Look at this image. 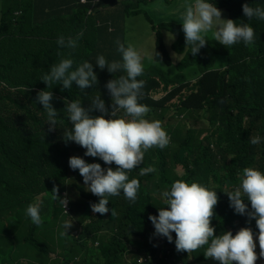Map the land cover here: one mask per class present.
Segmentation results:
<instances>
[{"label":"trees","instance_id":"trees-1","mask_svg":"<svg viewBox=\"0 0 264 264\" xmlns=\"http://www.w3.org/2000/svg\"><path fill=\"white\" fill-rule=\"evenodd\" d=\"M148 1L154 0H132L135 4L128 11L129 0H0V264H24L23 260H27L26 264H58L57 259H50L52 244L62 247L64 258L60 264H142L138 262L141 257L146 259L143 264L175 263L181 257L176 264L210 260L211 264H219L212 258L205 259L207 245L190 253L177 252L175 233H171L172 243L163 239L162 247L149 242V226L153 225L148 217L158 216V210L167 206L162 193L177 180L217 191L218 203L211 220L214 235H223L240 223L232 231L233 236L244 227L251 229L253 238L258 236L255 220H241L242 216L229 207L226 194L239 187L244 168L264 173V20H247L242 12L245 3L264 9V0H210L219 10L225 8L228 19L238 26L242 22L254 29L255 41L248 46L240 42L226 49L218 42H210L195 56L187 47L184 56L180 15L178 19L171 18L174 28L166 32L174 39L164 32L167 23L153 27L158 29L155 44L183 56L176 66L166 52H158L156 58L144 56L140 47L131 44L146 66L143 74L147 75L137 77L144 81L138 102L150 108L145 119L155 114L172 139L165 148L153 147L144 153L140 167L152 166L156 172L141 176L137 168L128 174L129 180L140 183L135 203L121 193L108 197L109 212L93 213L90 204L98 203L99 198L87 192L79 171L68 166L72 153L85 149L63 140V131L72 127L65 104L80 101L88 108L100 94L111 111V96L103 79L126 74L101 70L95 59L104 55L109 62L121 61L115 41L125 47L130 44L123 37L125 18L138 15L134 7ZM181 1L186 5L194 0H173L169 5L177 8ZM60 20L70 22L69 27H63L66 32ZM89 35L95 43L88 39ZM61 36L66 41L79 36L77 47H60L57 40ZM62 59H72L73 70L84 61L93 63L98 83L84 92L79 88L62 90L63 86L55 83L47 88L41 77ZM156 62L166 64L167 73L154 69ZM190 77L194 82L188 80ZM158 88L169 92L154 99L150 92ZM43 90L52 92L51 104L58 112L53 131H49L47 112L36 102L37 93ZM170 112L185 122L175 126L164 122ZM90 115L101 113L93 111ZM113 118L127 117L122 111L121 116ZM199 122L207 124L206 130H195ZM207 131L212 134L207 141L209 151H205L207 137L203 136ZM255 135L260 137V143L253 145L250 139ZM96 163L102 168L117 167L105 165L99 158ZM178 167L183 174L177 172ZM53 187L58 188L60 198L67 193L65 209L52 198ZM38 197L42 198L40 226L26 215L28 205L38 203ZM244 203L251 211L250 203ZM66 221L73 222V226L61 235ZM58 222L62 223L60 227ZM136 237L142 240H130L128 244L130 238ZM255 243V252H260L258 240ZM161 251L165 253L159 256ZM169 251L178 254L174 256ZM127 255L132 256L131 263L125 259ZM258 262H264V258L259 256Z\"/></svg>","mask_w":264,"mask_h":264},{"label":"clouds","instance_id":"clouds-1","mask_svg":"<svg viewBox=\"0 0 264 264\" xmlns=\"http://www.w3.org/2000/svg\"><path fill=\"white\" fill-rule=\"evenodd\" d=\"M184 7L185 11L180 14V19L185 48L190 47V54L193 56L208 44L205 36L209 32L213 39L226 49L240 42L248 46L255 41L252 27L242 22L238 26L236 21L222 19V12L210 0H194V3L186 4ZM242 12L247 20L254 17L264 20L262 8H253L245 3L242 5ZM157 30L154 29L155 43ZM161 31L163 32L162 29ZM169 35L174 39L172 34ZM79 38L77 36L66 41L61 36L57 44L62 48L74 50ZM115 43L121 61L109 62L104 55H98L95 59V65L101 70L106 68L110 74L120 71L126 74L111 79L105 84L111 96V111L106 108L100 94L92 100L88 108L82 107L80 101L65 100L68 121L72 125L71 128L63 131L65 143L74 142L85 149L78 150L85 151V156L99 158L105 165L117 166L115 170L111 167L102 168L100 164L91 160L73 156V153L78 151H74L73 157L68 160L69 168L79 171L87 192L99 198V202L90 204V208L93 213L101 215L109 212L106 207L109 204L108 197L119 196L122 193L129 202L135 203L140 183L137 179L129 180L128 174L137 168L141 176L156 172L152 166L140 167L144 153L153 147L163 149L172 141L163 130L160 121L145 119L150 108L138 102L143 95L144 87V81L137 80L144 71L141 54L131 44L125 47L119 40ZM73 64L72 59H62L58 64L52 65L40 81L47 88L54 83L62 85V90L70 89L75 83L82 92L98 83L93 71V63L84 61L74 70ZM53 99L52 92L48 90L40 91L36 95V102L47 112L49 131L56 129L58 115L51 104ZM93 111H98L101 115L91 116L90 113ZM121 111L127 119L113 118ZM105 115L111 118L105 119ZM250 143L253 145L260 143V137L251 138ZM211 148L215 150L213 145ZM51 193L52 198L58 200L65 209L69 202L67 193L64 198H60L56 187H53ZM226 195L229 207L235 214L247 215L249 221L255 220L259 230L257 236L259 256L264 258V173L253 168H244L239 187ZM162 196L167 206L158 210V216L148 217L155 229V236L164 237L172 243L171 233H175L177 252L190 253L207 245L205 259L212 258L219 264H255L258 257L250 228H241L234 236L231 231L223 232V235H214L215 229L211 226V220L218 203L217 191L209 190L198 183L188 184L177 180L171 185L170 190L162 193ZM41 200L42 198L39 203L29 204L26 209V215L36 226L42 224ZM245 200L250 203L251 211L244 203ZM72 226L73 222H64L62 225L64 231L61 235H66ZM141 262L143 264V260Z\"/></svg>","mask_w":264,"mask_h":264},{"label":"rangeland","instance_id":"rangeland-1","mask_svg":"<svg viewBox=\"0 0 264 264\" xmlns=\"http://www.w3.org/2000/svg\"><path fill=\"white\" fill-rule=\"evenodd\" d=\"M129 3H131V6L129 7L128 11H130L132 9V7L134 6L135 3L132 2V0H129ZM185 3L181 4L180 6H178L177 8H172L165 0H154V1H148L147 3H137V6L134 7L133 11H138L139 14L138 15H128L125 18V23L123 26V37L124 40L127 41L130 44H134L138 47H140L145 53L146 56H150L153 58H156L158 52H166L169 56V59L171 60L173 66H176L177 63H179L180 59L183 58V56H179L178 53L174 52L173 50H171L168 47H164V46H160L155 44V32L153 30V27L157 28L159 26L160 23H167L168 26L165 27V34L167 37H169V33L166 32H171L172 29L174 28V24L172 25V17H175V19H178L179 15L183 12ZM112 11H114L112 9ZM220 11L222 12V17L223 19H227V11L225 10V8L220 9ZM171 21V23H170ZM170 23V24H169ZM60 24H61V28L64 30V32H66L67 30H65L63 27L67 28L69 27L70 22L69 21H64V20H60ZM178 25V24H177ZM209 37L205 38L206 41H210V45L215 43L216 41L213 39L211 32L208 33ZM176 36V35H174ZM92 43H95V38H93L91 35H89L88 38ZM208 45V44H207ZM188 53V48L186 47L181 54H183L184 56L187 55ZM142 62H143V58H142ZM80 63V62H77ZM155 67L154 69L156 70H162L165 71L167 73V69H166V64L164 63H160V62H156L154 63ZM178 71L175 68V72ZM174 74V73H171ZM142 75H147V74H142ZM111 80L110 78L108 80L103 79V81H109ZM191 82H194L193 78L190 77L188 79ZM177 85V84H176ZM175 85L171 86V89H173ZM73 87V88H72ZM71 87V89H77L78 86L73 83V86ZM167 92H169V90L165 91V90H152L150 92V96L154 99H158L160 98L162 95H165ZM96 97V96H95ZM106 106V105H105ZM83 107V106H82ZM106 108L109 109V106H106ZM117 115H122V111L118 112ZM105 119H110L111 117L109 115H105L104 116ZM127 119V118H126ZM149 121H159L158 117L154 114L152 115L149 119ZM169 121V125L171 126H175L179 123H184L185 119L182 120H177V117H172V113L170 112L167 116V118H165V121ZM191 126V124H190ZM207 124H204L202 122H199L196 126H195V130L199 131L201 129L206 130L207 128ZM203 136H206V143H205V151H209V146H208V142L211 137L212 134L211 132H205L203 134ZM254 137H257V135H255ZM259 137V136H258ZM256 151V150H254ZM85 151H78L76 153H73V156H77L80 157L82 159H87V160H91L93 163H96V159L93 157H88L84 155ZM72 156V157H73ZM177 172L179 174H183V170L181 167H178ZM41 197H38L36 199V202H40ZM244 220V222L247 219L246 215L242 216V219ZM254 220H251L250 222H253ZM59 227L62 225L61 222H58ZM75 227H80L78 224L74 223ZM240 226V223H237V227H233V228H229V231H236V228H238ZM150 227V238H149V242L152 244H157L159 247L164 246L163 244V239L164 237L161 236H155L154 232L155 229L153 226H149ZM80 231L74 233V235H78ZM73 235V236H74ZM52 237L54 238V233L52 234ZM133 240V241H141L142 239L139 237L136 238H130L128 240V244L129 241ZM96 246V243L93 245V247ZM50 259H57V263L60 264L64 258V253L62 252V247L61 245H56V244H52V246L50 247ZM165 252L161 251L159 253V256H162ZM169 253L171 255L176 256L178 253L177 252H173V251H169ZM125 259L128 260L129 263H131L132 260V256L131 255H127L125 256ZM182 259V257H181ZM180 258H178L175 263L173 262H169V264H176L179 263L181 261ZM141 260L146 261L145 258L141 257L138 262L142 263ZM27 260H23V263L26 264ZM184 262V261H183ZM54 264V262L52 263ZM198 264H211L209 262H201Z\"/></svg>","mask_w":264,"mask_h":264},{"label":"crops","instance_id":"crops-1","mask_svg":"<svg viewBox=\"0 0 264 264\" xmlns=\"http://www.w3.org/2000/svg\"><path fill=\"white\" fill-rule=\"evenodd\" d=\"M165 1L169 4V3H172L173 0H165ZM189 3H194V1H189L188 4H189ZM181 4H182V1H181V3L179 4V6H180ZM184 11H185V7H184V9H183V12H184ZM221 18L223 19V17H221ZM227 19H228V14H227ZM227 19H226V20H227ZM153 30H154V29H153ZM182 33H183V31L181 30V31L179 32V35H181ZM207 37H209V34H207V35L205 36V38H207ZM207 43H210V41H207ZM140 49H141V48H140ZM141 50H142V49H141ZM142 51H143V50H142ZM160 54L163 55L164 53H163V52H160ZM143 55L146 56V53H145L144 51H143ZM179 56H180V55H179ZM179 62H181V60H180ZM142 63H144V62H142ZM160 63H161V62H160ZM143 66H144V65H143ZM144 69H146V66H144ZM159 89L163 90V88H158L157 90H159ZM253 239H254V242H255V240H257V237H255V238H253ZM259 253H260V252H258V251L256 252L257 257H259ZM210 263H213L212 260H210ZM255 264H264V262H258V259H257V261L255 262Z\"/></svg>","mask_w":264,"mask_h":264}]
</instances>
